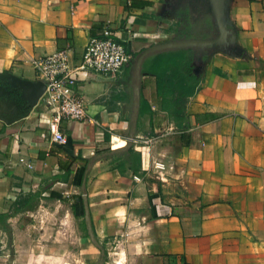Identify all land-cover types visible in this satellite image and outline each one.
<instances>
[{"label": "crops", "instance_id": "obj_1", "mask_svg": "<svg viewBox=\"0 0 264 264\" xmlns=\"http://www.w3.org/2000/svg\"><path fill=\"white\" fill-rule=\"evenodd\" d=\"M167 2L0 0V74L36 80L31 60L63 48L76 64L89 37L107 25L133 57L116 76L75 74L84 119L52 123L53 110L41 98L10 124L0 120V214L15 200L40 194L32 209L0 219V264L50 263L54 229L42 220L54 215L50 205L64 206L67 221H79L77 264H264V0L229 2L241 55L213 51L195 73L190 51L170 50L182 51L183 65L169 69V91L158 92L156 77L141 72L148 110L138 114L131 145L140 154L138 172L97 158L99 150L127 143L136 55L178 38L180 20ZM54 129L66 136L65 144L52 139ZM66 155L80 159L63 180L59 163L68 162ZM90 158L84 191L99 246L88 244L81 199L86 166L80 160ZM153 161L164 164L163 179ZM45 226L52 230L40 242ZM63 231L58 259L72 264L70 229Z\"/></svg>", "mask_w": 264, "mask_h": 264}, {"label": "water", "instance_id": "obj_2", "mask_svg": "<svg viewBox=\"0 0 264 264\" xmlns=\"http://www.w3.org/2000/svg\"><path fill=\"white\" fill-rule=\"evenodd\" d=\"M229 2L230 0H202L207 23L203 24L201 30L203 33L212 32L210 37H203L201 35L191 38H175L147 47L136 55L133 60L131 72L129 73V79L133 80V83H131L132 104L127 143L121 149L104 152L103 154L97 155V158L122 152L132 145L139 114L141 65L147 56L162 51L188 50L192 53L193 57V71L198 73L203 57L213 51L220 50L230 56H239L242 54L241 48L232 38L234 30L228 13ZM44 90L45 84L41 80H27L13 74H0V120L6 124H10L26 115L31 108L37 105L42 98ZM10 107L12 108L11 110ZM90 165L91 163L87 165L84 178L81 182V199L83 202L87 235L94 245L99 246L93 233L87 196L84 191L85 177Z\"/></svg>", "mask_w": 264, "mask_h": 264}, {"label": "built area", "instance_id": "obj_3", "mask_svg": "<svg viewBox=\"0 0 264 264\" xmlns=\"http://www.w3.org/2000/svg\"><path fill=\"white\" fill-rule=\"evenodd\" d=\"M69 52V49H57L31 60L36 79L45 84L42 98L53 110L52 123L58 122L62 117L78 120L86 117L85 104L74 91L77 72L93 71L105 76H116L133 59L108 25L103 27L99 36L89 37L76 64L72 63ZM52 139L61 145L67 142L66 136L58 129L53 130ZM141 139L147 144L155 141L154 137ZM151 168L158 172L160 179H163L161 177V172L164 170L163 163L153 161ZM133 178L139 180L137 175H133Z\"/></svg>", "mask_w": 264, "mask_h": 264}, {"label": "trees", "instance_id": "obj_4", "mask_svg": "<svg viewBox=\"0 0 264 264\" xmlns=\"http://www.w3.org/2000/svg\"><path fill=\"white\" fill-rule=\"evenodd\" d=\"M183 65V53L182 51H162L156 52L147 56L141 65V72L153 74L157 79V91L160 92V89L169 91L170 87L172 86L173 79H166L168 75V71L171 67H181ZM176 87H179V81L176 82ZM185 90V88H184ZM186 93V92H184ZM140 111L139 113L142 114L144 111H147L148 108L143 106L146 105V102L140 93ZM181 109L176 110L175 112L179 114ZM122 145V144H121ZM114 147H108L102 150H99V153H104L108 151L115 150ZM68 162L64 164L59 163V168L64 170L65 176H63V180H67V174L70 172V165L72 162L80 159L79 157H72L67 156ZM113 161H118L115 165L116 169L119 171H123L125 168V164H128L129 169L136 173L140 170V154L130 146L128 149L122 152H116L108 156ZM94 158L90 159H81L84 166L87 167L88 164L92 163ZM58 179V176L53 177V179ZM39 192H34L28 194L24 198L20 200H15L13 204L10 206L9 211L7 213L0 214V219L5 220L7 217H10L14 213H17L19 210H28L32 209L39 199Z\"/></svg>", "mask_w": 264, "mask_h": 264}, {"label": "rangeland", "instance_id": "obj_5", "mask_svg": "<svg viewBox=\"0 0 264 264\" xmlns=\"http://www.w3.org/2000/svg\"><path fill=\"white\" fill-rule=\"evenodd\" d=\"M64 206H53L50 205V209L54 212V215H51L50 218L48 217L47 213L46 215L43 217V221L45 222V224H49L50 227H52L54 229V242H55V251L53 252L54 255L51 257V261L52 258L55 256V258L57 257L56 260V264H64L63 261L59 260L58 258L60 256H62L63 253V249H60L57 247V244L60 243V241H63L65 238V234H64V226L69 227L70 229V234L69 237L71 238L72 241V250H71V261L72 264H77L78 261H74V259L79 255V233L81 232V230H79L77 228V225L79 223V221H76L75 219H73V217H70V219L68 218L67 221V216H65V212L64 211ZM62 208V210H60ZM47 212V211H45ZM65 219V223L63 222V220ZM67 223V224H66ZM83 223L80 220V227L82 229ZM34 229V228H33ZM32 229V230H33ZM43 233L41 235H38L36 237V239H38L40 242H45L47 241V237H48V231H51L52 229L47 228L46 226L42 228ZM85 233V231L82 229V235ZM88 244H91L90 239H88ZM76 246V247H73ZM39 253L40 254H47V249H44L42 247H40L39 249ZM103 253V252H102ZM106 256V257H105ZM103 257L104 260H108L109 255L106 254V251L104 250L103 255L101 256ZM49 264H53V262H51Z\"/></svg>", "mask_w": 264, "mask_h": 264}, {"label": "flooded vegetation", "instance_id": "obj_6", "mask_svg": "<svg viewBox=\"0 0 264 264\" xmlns=\"http://www.w3.org/2000/svg\"><path fill=\"white\" fill-rule=\"evenodd\" d=\"M167 11L179 17L181 29L177 37L191 38L194 36L210 37L212 32L203 33L201 27L206 21L202 0H168Z\"/></svg>", "mask_w": 264, "mask_h": 264}, {"label": "bare ground", "instance_id": "obj_7", "mask_svg": "<svg viewBox=\"0 0 264 264\" xmlns=\"http://www.w3.org/2000/svg\"><path fill=\"white\" fill-rule=\"evenodd\" d=\"M114 141L117 142L118 139H117V138H114ZM119 145H120V141H119V143L117 144V146H119Z\"/></svg>", "mask_w": 264, "mask_h": 264}]
</instances>
